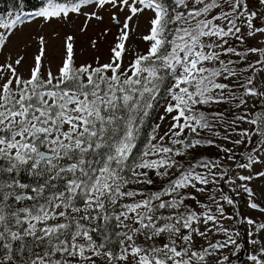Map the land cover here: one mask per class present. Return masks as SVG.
<instances>
[{
  "label": "snow or ice",
  "instance_id": "snow-or-ice-1",
  "mask_svg": "<svg viewBox=\"0 0 264 264\" xmlns=\"http://www.w3.org/2000/svg\"><path fill=\"white\" fill-rule=\"evenodd\" d=\"M106 16V62L13 39ZM0 57V264H264V0H14Z\"/></svg>",
  "mask_w": 264,
  "mask_h": 264
},
{
  "label": "rangeland",
  "instance_id": "rangeland-1",
  "mask_svg": "<svg viewBox=\"0 0 264 264\" xmlns=\"http://www.w3.org/2000/svg\"><path fill=\"white\" fill-rule=\"evenodd\" d=\"M123 18V17H122ZM82 22V18L74 20L72 23L67 22H53L50 24H45L44 22L37 19H29L25 21V24L22 27V32H18L17 36L14 37V41L19 45L18 50L20 52L25 51V45H28L29 52V63L31 54L35 53V42L39 38L40 35H43L48 39L49 44V54L52 52L59 51V47L62 43L63 37L66 33H74L75 34V60L76 63H92L95 57L100 56L102 58L101 62H106L109 56V49L113 45L115 40V36L118 35L119 30L108 24L107 16L105 17V25L111 28V32L108 35H101V29L105 27V25H95L93 24L88 31L81 32L79 30V25ZM135 27V25H133ZM147 31V22L146 18L142 17L139 21V28L130 35V39L127 42V47L131 49H137L139 51H144L145 44L140 40V37L145 34ZM92 40H96L98 42V50L94 49L90 46V42ZM3 62V58L0 57V63ZM55 63H59V55L57 54V58ZM47 66V61L45 62ZM28 68V63H26L21 69V72H26ZM53 72H55V66L52 68ZM237 157H239V150H237ZM261 186L259 184L254 185V188L259 191ZM224 191H228L227 184L224 185ZM227 211L226 215H233V210L225 205ZM237 212L244 216H253L257 220L260 219L258 213H255L249 209H247L243 203H240L236 209ZM239 220V217H236V221ZM225 226L231 227L234 224V221H224ZM235 230L241 233V241L246 236V226L244 224L238 223L235 226ZM243 252V251H242ZM242 254V253H241ZM241 254L239 258L235 260V263L240 260ZM235 259V258H234ZM247 260V252H245L244 258L240 264H246Z\"/></svg>",
  "mask_w": 264,
  "mask_h": 264
},
{
  "label": "trees",
  "instance_id": "trees-1",
  "mask_svg": "<svg viewBox=\"0 0 264 264\" xmlns=\"http://www.w3.org/2000/svg\"><path fill=\"white\" fill-rule=\"evenodd\" d=\"M26 2H27L28 10L35 11L41 5L42 0H26ZM58 2H63V0H58ZM13 3L14 0H0V15H3L7 11H9ZM30 18L31 17H29L28 19ZM151 123L152 122L150 121L149 124L146 126L144 136H147L151 132Z\"/></svg>",
  "mask_w": 264,
  "mask_h": 264
},
{
  "label": "water",
  "instance_id": "water-1",
  "mask_svg": "<svg viewBox=\"0 0 264 264\" xmlns=\"http://www.w3.org/2000/svg\"><path fill=\"white\" fill-rule=\"evenodd\" d=\"M223 190H224V186H223ZM238 222H235V226H237ZM244 242V240L242 239V243ZM245 252L246 251H243L242 254H241V257H240V260L238 262H236L235 264H240L244 258V255H245Z\"/></svg>",
  "mask_w": 264,
  "mask_h": 264
}]
</instances>
